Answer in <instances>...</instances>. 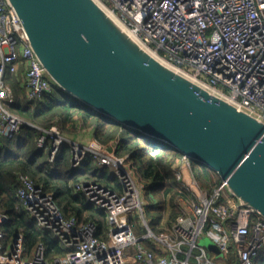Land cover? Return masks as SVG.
Instances as JSON below:
<instances>
[{
    "label": "built area",
    "instance_id": "2783aa9c",
    "mask_svg": "<svg viewBox=\"0 0 264 264\" xmlns=\"http://www.w3.org/2000/svg\"><path fill=\"white\" fill-rule=\"evenodd\" d=\"M100 1L158 58L264 121V0ZM21 65L28 100L51 91L53 83L30 46L20 18L7 0H0V134L4 136L14 135L24 124L33 125L9 109L15 98L5 82L6 70L16 72ZM40 129L37 144L48 148L51 163L62 145L71 148L73 167L89 153L100 166L110 168L122 190L92 180L74 186L105 210L108 228L106 237H100L96 222L65 215L52 193L20 173L18 197L38 225L66 250L48 258L40 241L26 255L23 231L5 243L0 228V264H254L264 248V217L240 205L221 180L211 190L201 188L188 162L174 169L180 183L175 214L172 217L169 208L163 229L155 232L144 218V184L124 157L116 154L115 141L105 146L83 144L57 124ZM135 211L147 228L143 236L134 232L130 221ZM8 219L0 206V225ZM203 234L216 242L219 257L198 244ZM145 240L153 247L145 245Z\"/></svg>",
    "mask_w": 264,
    "mask_h": 264
},
{
    "label": "water",
    "instance_id": "95a60500",
    "mask_svg": "<svg viewBox=\"0 0 264 264\" xmlns=\"http://www.w3.org/2000/svg\"><path fill=\"white\" fill-rule=\"evenodd\" d=\"M54 85L213 169L264 217V121L153 54L100 0H7Z\"/></svg>",
    "mask_w": 264,
    "mask_h": 264
},
{
    "label": "trees",
    "instance_id": "16d2710c",
    "mask_svg": "<svg viewBox=\"0 0 264 264\" xmlns=\"http://www.w3.org/2000/svg\"><path fill=\"white\" fill-rule=\"evenodd\" d=\"M24 71L21 66L17 72L6 75V83L16 94L14 103L9 106L10 111L33 125H22L20 131L12 136L0 134V206L9 216L0 228L4 232L5 243L17 231H23L26 255H31L40 241L46 245L48 258L64 253L66 248L51 232L38 225L18 197L20 173L29 176L44 192L52 193L65 215H75L81 221L96 222L100 237H106L108 228L105 210L90 202L82 192L75 191L74 186L77 182L92 180L118 192L122 190L119 179L110 168L100 166L89 153L80 165L73 167L71 148L62 145L51 163L48 160V148H41L37 144L40 128H49L54 124L64 132L81 127L90 128L96 144L105 146L115 141L116 154L124 157L138 181L144 184L143 190L149 199V203L143 207L144 218L153 231L152 227L156 226V231L163 229L161 223L169 208H172L171 216L175 214L174 197L180 183L174 175V169L184 161L189 163L202 188H212L220 182L219 175L213 169H200V166L205 165L186 158L169 145H154L150 140L152 138L140 135L136 130L94 110L56 85L41 98L28 100L21 86ZM199 177L205 181L201 182ZM254 264H264V248L260 249Z\"/></svg>",
    "mask_w": 264,
    "mask_h": 264
},
{
    "label": "rangeland",
    "instance_id": "374dc122",
    "mask_svg": "<svg viewBox=\"0 0 264 264\" xmlns=\"http://www.w3.org/2000/svg\"><path fill=\"white\" fill-rule=\"evenodd\" d=\"M17 47H19V44H17ZM10 73L6 70V75ZM6 75H5V82H7V79H6ZM53 83V82H52ZM54 86V84H53ZM10 109V107H9ZM11 110V109H10ZM88 130L84 129V128H78L77 130H73L71 132H65L69 137L71 138H74L75 140H78V141H81V143L83 144H88V139L89 138H86L84 136H86V133H87ZM139 134V133H138ZM141 135V134H140ZM152 140V143L154 145H163V143L157 141V140H154V139H150ZM193 160V159H192ZM195 161V160H194ZM200 163V162H198ZM125 164H127V166H130L129 163L125 162ZM202 164V163H200ZM204 165V164H202ZM181 166H188L187 163H183ZM202 168H209L208 166H200V169ZM196 171L197 170V167L194 168ZM135 174V172H134ZM137 179V178H136ZM199 180L201 182H203V180L205 181V179L199 177ZM203 185V183H201ZM218 184H214V187L217 186ZM201 187V186H200ZM214 187L212 188H207V187H204V189H208V190H211L213 189ZM202 188V187H201ZM142 201H143V207L146 206L147 203H149V199L145 196V192L144 190L142 189ZM171 217V216H169ZM166 222H168V220H166ZM131 224H132V227H133V230L134 232L138 235V236H143L146 232H147V228L145 226V223H144V220L142 219V217L139 215V213L137 211L133 212L131 214ZM167 224H165V226H167ZM157 227V226H156ZM156 227H152L155 231L157 230ZM145 245H148L150 246L148 243H151L150 240H145L143 241ZM200 245L204 246L208 253L210 255H216V257H219L220 256V250H219V247L218 245L216 244V242L210 237L208 236L207 234H203L200 238H199V243Z\"/></svg>",
    "mask_w": 264,
    "mask_h": 264
},
{
    "label": "crops",
    "instance_id": "0c3cea01",
    "mask_svg": "<svg viewBox=\"0 0 264 264\" xmlns=\"http://www.w3.org/2000/svg\"><path fill=\"white\" fill-rule=\"evenodd\" d=\"M22 67H24L23 65H21ZM21 66H19V68L21 67ZM19 68H18V70H19ZM17 70V71H18ZM24 70H25V67H24ZM16 71V72H17ZM10 73H14V72H10ZM22 81H21V86L23 87V89H24V92H25V96H26V98H27V94H26V89H25V85H24V81H25V71L22 73ZM7 85L9 86V89L12 91V93L14 94V98H15V96H16V94L14 93V90L12 89V87L10 86V84L9 83H7ZM84 129H86V130H88L87 131V133H86V136H84V137H86V138H89L88 140V144L89 143H91V144H95V140L93 139V137H92V130L90 129V128H84ZM72 139H74V138H72ZM75 140V139H74ZM78 141V140H77ZM78 142H81V141H78ZM138 180V179H137ZM140 182V181H139ZM141 183V182H140ZM153 247V246H152Z\"/></svg>",
    "mask_w": 264,
    "mask_h": 264
}]
</instances>
